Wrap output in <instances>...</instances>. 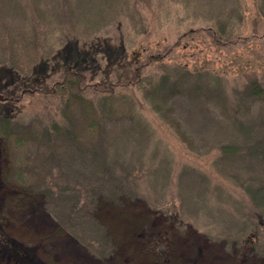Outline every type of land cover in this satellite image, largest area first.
I'll list each match as a JSON object with an SVG mask.
<instances>
[{"label":"rangeland","instance_id":"1","mask_svg":"<svg viewBox=\"0 0 264 264\" xmlns=\"http://www.w3.org/2000/svg\"><path fill=\"white\" fill-rule=\"evenodd\" d=\"M67 68L82 99L50 91ZM10 89L0 230L39 264H115L141 229L172 264H264V0H0Z\"/></svg>","mask_w":264,"mask_h":264},{"label":"trees","instance_id":"2","mask_svg":"<svg viewBox=\"0 0 264 264\" xmlns=\"http://www.w3.org/2000/svg\"><path fill=\"white\" fill-rule=\"evenodd\" d=\"M191 31V30H190ZM213 35L214 32L212 31ZM213 37V36H212ZM217 42H221L219 38H215ZM178 42L176 41L175 44ZM163 54L159 55L156 54L155 56H148L147 61L135 64L133 68V80H131V84L137 82L142 74V69L144 66H146L151 60H158L162 59L164 57ZM40 74L35 73L32 78L39 79L40 81ZM29 77L16 79L14 81L16 85V89H27L30 93L41 91L44 92L42 88H38L36 86H33L31 84V79ZM252 81V80H251ZM43 82V78H42ZM250 92L256 93L257 91V84L256 80H253L250 82ZM84 78L82 74L78 71H73L71 69H64L63 74L61 76L60 80L54 81L52 83L51 92H59L60 94L68 93L69 96L75 99H82L83 96H81V93L84 88ZM12 88V87H11ZM31 88L30 90H28ZM14 90L10 89L6 92H1L2 98L0 99V114H2V117H0V125L4 126L8 119V113L11 111L13 107H16L19 104V97H16L12 93ZM9 94V96H7ZM15 105V106H14ZM19 107V106H17ZM223 150H230L232 147L230 146H223ZM162 236L161 233L155 232V233H147L146 229H141V231H138L134 233L133 237L130 238V247L126 251V253L119 258L118 261H116L115 264H135L139 257L146 256L150 260L154 261L156 264H172L171 261V255L170 251L165 250L162 252L161 246H159L162 242ZM137 241H140V247L138 248V253L134 252L132 253V249H134L135 244ZM0 243L4 246V248L10 252L12 255L19 259H23L29 262V264H39L37 260L34 258V255L23 248V246L17 244V242L10 236H7L2 230H0ZM162 252V253H161ZM133 255H132V254Z\"/></svg>","mask_w":264,"mask_h":264},{"label":"water","instance_id":"3","mask_svg":"<svg viewBox=\"0 0 264 264\" xmlns=\"http://www.w3.org/2000/svg\"><path fill=\"white\" fill-rule=\"evenodd\" d=\"M2 98V94L0 93V99Z\"/></svg>","mask_w":264,"mask_h":264}]
</instances>
